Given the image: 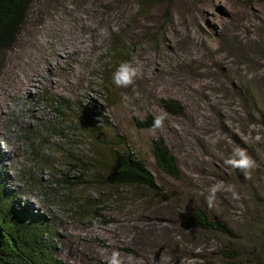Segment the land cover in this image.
Returning a JSON list of instances; mask_svg holds the SVG:
<instances>
[{"label": "rangeland", "instance_id": "obj_1", "mask_svg": "<svg viewBox=\"0 0 264 264\" xmlns=\"http://www.w3.org/2000/svg\"><path fill=\"white\" fill-rule=\"evenodd\" d=\"M119 46L127 49L118 55ZM122 61L140 67L127 88L111 80ZM263 91L264 0H32L15 41L0 49V148L9 156L0 155L1 185L53 226L69 264H223L215 257L223 235L195 229L187 215L198 204L249 235L252 187L264 185V120L247 109L264 110ZM165 97L183 112H164ZM60 101L62 115L53 109ZM162 112L160 127L135 124ZM115 133L166 198L133 199L131 188L97 181ZM158 136L178 160L177 179L155 166L150 140ZM237 147L248 170L226 163Z\"/></svg>", "mask_w": 264, "mask_h": 264}, {"label": "trees", "instance_id": "obj_2", "mask_svg": "<svg viewBox=\"0 0 264 264\" xmlns=\"http://www.w3.org/2000/svg\"><path fill=\"white\" fill-rule=\"evenodd\" d=\"M154 1L162 0H140L143 6ZM31 3L32 0H0V49L13 44L21 25L26 20ZM124 49L127 47H116L115 54H122ZM52 102L54 101L50 100L51 104ZM160 105L164 112L171 115L180 114L184 110L183 104L172 97L162 98ZM65 107L66 104L60 101L53 109L62 115ZM247 114L254 119L258 117L264 120V110L260 105L254 104L252 109L248 108ZM154 118L153 115L147 114L144 119L136 118L135 124L138 128L155 129L157 127L153 126ZM98 121L104 125L110 123L108 118ZM91 122L90 129L96 131L95 126L98 122L94 120ZM234 137L235 135H232V138ZM113 138L114 148L104 160V171L101 175H96L97 181L103 185L131 188L136 194L133 199H145L147 192L166 198L165 187L158 183L145 161L129 145L126 137L115 133ZM259 145L261 151H257L258 156L260 153L264 154V139L260 140ZM150 149L155 166L166 176L177 179L180 175V166L163 137H153L150 140ZM255 159L258 160L256 157ZM78 160L80 166L84 167L83 160ZM243 173L251 176L249 172ZM261 180L260 177L257 182ZM67 182L69 179L63 177L59 184ZM252 188L254 208L252 214L246 216L249 232L247 237L239 236L229 220L210 216L198 204H192L187 215L189 224L195 229L214 231L223 235V238L219 239L220 243L215 253V257L223 264H264V185L260 182L257 188ZM75 211H81L78 205L75 206ZM56 243L58 242L53 226L44 217L18 205L14 197L6 193L0 182V264H69L58 256ZM124 250L134 252V249L129 247H124Z\"/></svg>", "mask_w": 264, "mask_h": 264}, {"label": "clouds", "instance_id": "obj_3", "mask_svg": "<svg viewBox=\"0 0 264 264\" xmlns=\"http://www.w3.org/2000/svg\"><path fill=\"white\" fill-rule=\"evenodd\" d=\"M140 72V67L138 64H134L131 61H122L114 69L111 74L112 83L116 87L127 88L132 85ZM165 119V114L162 112L159 116L154 118V127H160L163 120ZM227 164L231 165L233 168L248 169L252 166V161L247 155L243 148L237 147L232 150V156L226 161ZM220 184H213L209 189V202H211L217 193L221 189ZM233 198H238V194L233 191Z\"/></svg>", "mask_w": 264, "mask_h": 264}, {"label": "bare ground", "instance_id": "obj_4", "mask_svg": "<svg viewBox=\"0 0 264 264\" xmlns=\"http://www.w3.org/2000/svg\"><path fill=\"white\" fill-rule=\"evenodd\" d=\"M30 85H31V82H28L26 84H24V89L25 90H28L30 88ZM0 155L3 157V158H9L8 153L6 151H4L3 149L0 148Z\"/></svg>", "mask_w": 264, "mask_h": 264}]
</instances>
